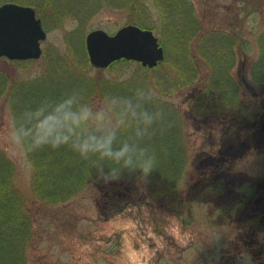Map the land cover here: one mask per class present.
<instances>
[{"label":"rangeland","instance_id":"obj_1","mask_svg":"<svg viewBox=\"0 0 264 264\" xmlns=\"http://www.w3.org/2000/svg\"><path fill=\"white\" fill-rule=\"evenodd\" d=\"M7 1L40 9L42 4L49 7L51 3V0H0V4ZM139 1L144 25L164 41L171 42L161 12L173 0ZM130 2L75 0L73 10L60 22L55 16L38 15L47 31V37L41 43L43 54L24 68L15 70V74L23 78L41 74L46 49L66 52L65 35L70 31L83 27L85 38L92 29L101 28L113 33L127 23H134L130 17L140 13ZM188 2L193 5L203 27H216L237 35L238 58L244 53L247 55L245 60H237L232 70L242 87V108L250 106L252 110L264 112V84L259 79V74L264 76V69L259 71L257 67L256 71L254 68L264 62L260 52L264 0ZM56 61L60 66L63 64L62 67L65 65ZM204 65L199 58L197 71L202 77H206L208 71ZM133 70H136L135 64L130 69L119 64L106 69L105 73L128 75ZM95 72L94 68L88 71L89 74ZM241 77L249 81L250 88L240 81ZM200 84L199 81L181 92L163 95L169 103L183 107V136L189 159L180 184L186 193L192 179L206 174L214 180V185H223L225 189L223 195L206 199H200L197 190L194 191L179 214L160 210L145 198H136L108 214L102 209L100 196L93 188H85L59 203L48 204L37 199L32 192L31 163L25 149L11 138L15 126L12 114L8 106L0 107V150L13 162L14 184L23 195L24 211L31 221V234L24 249L25 264H264V224L261 228L248 224L249 217L244 213L237 214L236 207H229L249 188L264 185V117L262 131L248 130L243 135L235 132L231 136L235 139L223 140L224 144L219 147L223 125L188 113V103L199 91ZM256 91L262 96H253Z\"/></svg>","mask_w":264,"mask_h":264},{"label":"trees","instance_id":"obj_2","mask_svg":"<svg viewBox=\"0 0 264 264\" xmlns=\"http://www.w3.org/2000/svg\"><path fill=\"white\" fill-rule=\"evenodd\" d=\"M130 1L138 13L142 12L139 0ZM50 2L49 7L42 4L41 9L35 8L36 12L42 17L55 16L60 22L73 10L75 0ZM142 13L130 17V21L148 27L143 23ZM161 14L169 28L171 42L158 36L166 59L152 68L127 59L116 60L104 69L94 68L87 57L83 27L65 35L66 52L46 49L42 73L35 77L23 78L15 74V70L24 68L33 59L10 60L0 56V107L8 106L15 126L26 110L54 105L73 92L78 93L80 101L91 106L93 111L103 107L106 97L116 96L138 104L140 112L158 114L150 134L140 141L157 156V165L146 180L140 179L139 171L121 168L111 160L97 162L96 156L84 159L70 143L59 147L44 145L37 150H25L32 166V192L37 199L48 204L59 203L85 188H93L100 196L102 209L108 214L136 198L148 199L160 210L179 214L196 190L200 199L223 195L224 186L214 185V180L206 174L192 179L184 192L180 182L189 154L183 136V107L169 103L163 95L181 92L200 81L199 91L188 103V113L223 125L219 147L224 144L223 140L235 139L234 136L231 138L235 132L241 135L253 129L262 131L264 112L252 110L250 106L242 108V87L232 72L236 61L245 60L247 55L244 53L238 58L237 35L216 27H203L188 0L170 1ZM260 38V52L264 57V32ZM198 57L208 70L206 77L197 71ZM57 59L65 65L60 66ZM119 64H125L127 69L135 64L136 70L128 75L105 73L106 69ZM257 67L259 71L263 70L264 62L254 66L256 71ZM62 68L65 71L60 73ZM91 68L96 69L94 74L88 73ZM259 76L264 84V76ZM240 81L246 88L251 87L245 77ZM140 92L144 95H138ZM259 95L261 93L257 91L253 94L256 98ZM44 114L38 119H43ZM132 133V126L122 128L116 145L130 139ZM113 169L118 170L116 178H106ZM13 170V162L0 150V264H25L24 249L31 234V221L24 211L23 195L15 187ZM229 207H236L237 214L244 213L250 218L246 221L248 224L261 228L264 224V185L249 188Z\"/></svg>","mask_w":264,"mask_h":264},{"label":"clouds","instance_id":"obj_3","mask_svg":"<svg viewBox=\"0 0 264 264\" xmlns=\"http://www.w3.org/2000/svg\"><path fill=\"white\" fill-rule=\"evenodd\" d=\"M138 107L127 99L112 96L105 98L102 108L93 111L73 92L54 105L26 110L19 124L14 126L11 138L25 150L70 143L82 158L96 156L97 162L111 160L121 168L139 171L143 181L156 167L157 156L140 141L150 134L158 114L140 112ZM42 114L43 119H38ZM130 126L133 127L132 137L117 146L120 130ZM117 175L118 170L113 169L106 178Z\"/></svg>","mask_w":264,"mask_h":264},{"label":"water","instance_id":"obj_4","mask_svg":"<svg viewBox=\"0 0 264 264\" xmlns=\"http://www.w3.org/2000/svg\"><path fill=\"white\" fill-rule=\"evenodd\" d=\"M46 37L47 31L32 5L13 1L0 4V56L10 60L37 59ZM85 46L89 62L96 68H106L122 58L154 67L165 57L154 31L134 23L113 33L92 29L85 35Z\"/></svg>","mask_w":264,"mask_h":264}]
</instances>
